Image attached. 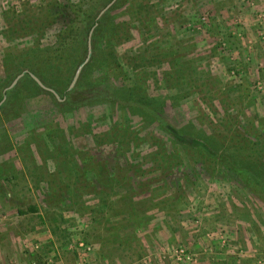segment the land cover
<instances>
[{
  "label": "rangeland",
  "instance_id": "1",
  "mask_svg": "<svg viewBox=\"0 0 264 264\" xmlns=\"http://www.w3.org/2000/svg\"><path fill=\"white\" fill-rule=\"evenodd\" d=\"M47 1L0 0V96L9 46L35 37L8 40L9 18ZM100 18L86 87L0 101V264H264L263 192L167 130L244 137L232 153L264 181V0H115ZM144 95L167 128L133 108Z\"/></svg>",
  "mask_w": 264,
  "mask_h": 264
},
{
  "label": "trees",
  "instance_id": "2",
  "mask_svg": "<svg viewBox=\"0 0 264 264\" xmlns=\"http://www.w3.org/2000/svg\"><path fill=\"white\" fill-rule=\"evenodd\" d=\"M88 2L86 5H81L80 3H72L70 0H65V2L48 0L44 5L26 13L23 17H15L13 20L9 18L8 40L22 34H32L35 37L34 45L20 50L21 53L17 52L15 46H9V54L13 59L11 65H13L17 74L24 69L27 71L24 72L23 76L13 87L0 96V101L3 99V96L7 97L6 101L1 104V107L7 105L11 95L15 96L18 94L17 89L22 84L27 87L31 94L45 92L61 103L70 100L77 87L82 85L83 80L86 83L81 87L88 85L87 72L94 65L96 59L93 53L90 55L89 61L83 66L76 84L71 89H68L76 68L85 59L84 51L87 48L86 35L89 34L95 22L99 26L102 20L101 18L94 20L97 1L92 0ZM66 9L73 14L71 20L57 31L56 44L49 48H44L40 45V39L47 28L57 23V20L64 14ZM93 35L92 46L94 45ZM29 73L37 76L45 86L52 88L58 94L60 100L56 99L55 95L50 91L39 87L30 77ZM101 75L100 83L102 78L106 79L107 72L103 70ZM143 98L144 100L131 101L133 108L141 109L140 111L145 112L147 117H154L153 119L159 120L162 126L166 127V123L161 119L163 103L154 105L157 102L152 103L150 101L151 98H147L145 95ZM112 101L117 102L118 97L112 98ZM167 130L179 141H184L194 147L200 156L203 155L207 160H213L220 165L221 169L229 172L232 177H239L240 180L252 188H259L264 194V181L259 176V170L250 161L241 159L237 155L234 156L232 153L234 148H248L249 142L244 137L238 138L232 135L226 143L224 141L218 143L214 137L200 133L198 135L199 131H195V129H193L195 133L191 132V134L178 132L172 128H168ZM195 135L197 137H194ZM156 142L158 143L157 140ZM258 152L259 154H264V145L258 147ZM215 168L217 167H214L213 170ZM82 169L83 171L85 170L83 166ZM30 210L36 211V208L31 207ZM136 224L139 225L140 222H136Z\"/></svg>",
  "mask_w": 264,
  "mask_h": 264
},
{
  "label": "water",
  "instance_id": "3",
  "mask_svg": "<svg viewBox=\"0 0 264 264\" xmlns=\"http://www.w3.org/2000/svg\"><path fill=\"white\" fill-rule=\"evenodd\" d=\"M114 1H115V0H111L109 3H107V4H106V5H105V6L99 11V13H98L97 16H96V20H98V19L100 18V16H101V15H102V14H103V13L109 8V7L113 4ZM96 25H97V22L94 23V25L91 27V29H90V31H89V34H88V40H87V54H86V57H85L84 61H83V62H82L77 68H76V70H75V72H74V75H73V77H72V80H71V82H70V84H69V86H68V89H71V88L75 85V83H76V81H77V79H78V77H79V75H80V72H81L83 66L89 61V58H90V55H91V48H92V45H91V35H92V32H93V30H94V28H95ZM23 74H24V72L18 74V75L15 77V79L11 82V84H10L8 87L5 88V90H8V89H10L11 87H13V86L16 84L17 80H18ZM29 75H30V77L36 82V84H37L39 87H41V88H43V89H45V90H47V91H50L51 93H53V94L55 95V97H56L58 100H60L58 94H57L52 88L45 86V85L41 82V80H40L37 76H35L34 74L29 73ZM4 98H5V96H3V99H2V100H4Z\"/></svg>",
  "mask_w": 264,
  "mask_h": 264
},
{
  "label": "built area",
  "instance_id": "4",
  "mask_svg": "<svg viewBox=\"0 0 264 264\" xmlns=\"http://www.w3.org/2000/svg\"><path fill=\"white\" fill-rule=\"evenodd\" d=\"M79 246H80V247L83 246L82 248H85V249L88 248L87 246H84L82 242L79 243Z\"/></svg>",
  "mask_w": 264,
  "mask_h": 264
},
{
  "label": "crops",
  "instance_id": "5",
  "mask_svg": "<svg viewBox=\"0 0 264 264\" xmlns=\"http://www.w3.org/2000/svg\"><path fill=\"white\" fill-rule=\"evenodd\" d=\"M227 261V260H226ZM117 264V263H116ZM199 264H203V263H199ZM206 264H210L209 262H207ZM211 264H216V263H211ZM220 264V263H217Z\"/></svg>",
  "mask_w": 264,
  "mask_h": 264
}]
</instances>
